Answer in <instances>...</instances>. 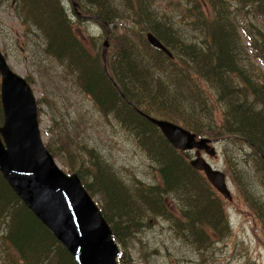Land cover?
Listing matches in <instances>:
<instances>
[{
    "label": "trees",
    "instance_id": "16d2710c",
    "mask_svg": "<svg viewBox=\"0 0 264 264\" xmlns=\"http://www.w3.org/2000/svg\"><path fill=\"white\" fill-rule=\"evenodd\" d=\"M97 1H92L94 5L89 7L94 10L100 26L113 25L117 16L102 9ZM235 2L242 9L245 5L251 13L264 20V0ZM13 4L30 33L31 56L36 60L41 83L45 80L47 84L56 86V83H52L53 74L64 82H69L66 79L69 78L100 116L106 117L110 112L138 134L145 133L147 136L150 129L160 132L143 113L171 121L199 137L228 143L236 141L238 147L252 148L250 153L256 162V169L264 172L261 158L264 157V75L259 73L257 77L253 73L252 70L258 69L249 65V55L245 50L248 46L255 47L256 42L263 47L264 31L248 24V32L244 34L249 45H244L238 33L239 22L233 19L237 8L231 11L227 0H196L192 21H184L191 23L194 31L200 32L195 38L182 33V24L174 23L167 17L165 22L158 19L153 21L151 15L145 14L146 19L140 21L145 22L143 30L160 40L171 57L152 47L140 36L142 33H123L118 43V55L111 54L105 62L92 38L95 53L76 34L59 0H14ZM200 5L208 7L205 12ZM186 10L188 12L189 8ZM74 16L83 18L75 13ZM251 33H257L258 39L254 40ZM256 58L264 65L262 55ZM47 104L51 106L49 102ZM80 106L72 104L66 109L65 106L61 107L63 110L51 109V125L45 146L55 159L66 165L64 170L67 173L77 174L92 197L97 198L95 193H100L114 200L115 204L111 207L109 202L104 205L98 200L99 207L114 238L123 245L133 223L140 226L138 219L141 217L132 208L131 212L124 211L128 208V195L132 192L135 206L142 188L135 186L131 191V186L124 185L118 176L112 174L108 165L95 159L92 154L87 155V163L82 162L77 166L75 163L74 166H67L69 163H64L58 157L59 152L67 151L69 154L75 147L80 150L87 147V143L68 140L63 133L57 137L58 142L52 137L57 135L59 113L68 115L70 111L76 118ZM89 116L84 122H90ZM65 119L69 121V118ZM60 127V130L64 129ZM140 142L146 143L143 138ZM153 142L150 141L146 148L154 155L160 181L144 186L146 193L143 191L142 196L146 198L151 211L156 212H163L164 207L166 211L167 196H173L181 203L184 201L182 214L185 223L175 224L173 228L189 233L196 248H209L213 236L220 238L227 229L220 198L215 196L203 173L190 165L187 152L174 149L162 135L160 142ZM237 174L242 175L239 171ZM245 199L262 221V200L252 190L248 191ZM0 229L1 241L16 253L22 264H77L1 175ZM124 254L122 249L116 264H131L130 260H123Z\"/></svg>",
    "mask_w": 264,
    "mask_h": 264
},
{
    "label": "rangeland",
    "instance_id": "374dc122",
    "mask_svg": "<svg viewBox=\"0 0 264 264\" xmlns=\"http://www.w3.org/2000/svg\"><path fill=\"white\" fill-rule=\"evenodd\" d=\"M72 1L75 8L72 6ZM92 1L96 0H59V3L66 9L65 14L70 17L76 34L93 53L95 50L90 39L95 41L104 62L111 54L118 55V43L122 40L123 33H142L140 36L146 41L147 31L143 30L145 22H140L142 18L146 19V15H151L153 21L158 19L165 22L167 17L174 23L182 24V33L186 37L195 38L200 33L192 29L191 23H185L194 15L196 0H98L97 4L102 6V9L105 8L106 11L117 16L114 24L106 27L100 26L94 10L89 7L94 5ZM13 3L14 0H0V51L13 71L28 78L37 99V115L43 141L46 143L49 137L51 109L57 111L63 110L61 107L64 106L66 109L72 104H81L76 118L70 111L68 115L59 113L57 135L52 137L58 142L57 137L63 133L68 140L87 143V147L83 150L75 147L69 154L67 151L61 153L58 150V157L64 163H69L67 166L75 164L77 166L82 162L87 163V155L92 154L95 159L98 158L104 165H108L112 174L118 176L124 185L131 186V191H134L135 186L142 188L135 206L132 203V192L129 193L128 208L124 210L128 213L132 208V211L134 210L135 214L141 217L138 219L140 226L133 223L125 244L121 245L125 253L123 260L126 262L130 260L131 264H264V219L262 221L258 219L255 210L245 199L248 191L252 190L264 204V172L257 171L256 162L250 153L252 148L238 147L236 141L228 143L218 140L213 143L216 155L213 157L203 155L214 168L225 174L231 199H225L214 190L215 196L220 198L227 229L220 238L213 236L209 248H196L191 242L189 233L173 228L175 224L185 223L182 214L184 201L181 203L175 197L167 196L166 211L164 207L163 212H156L151 211L146 198L142 196L143 191L146 193L144 186L160 181L154 155L146 147L150 141H154L155 144L160 142L162 134L155 129H150L147 136L145 133L138 134L134 128L123 124L119 117L116 118L110 112L106 117L100 116L98 110L92 108L90 100H87L81 89L74 86L69 78H66L69 82H64L53 74L52 83H56V86L47 84L45 80L41 83L35 65L36 60L31 56L32 39L28 37L30 33L23 25L17 7ZM227 3L231 11L237 8L233 19L238 20L240 26L238 33L242 36L243 44L248 46V38L244 34L248 32V24L264 31V20L259 15L251 13L245 5L242 9L235 0H227ZM199 7L204 12L208 8L202 5ZM187 8H189L188 12ZM75 11L80 12L83 18L77 19L74 16ZM251 35L254 40L258 39L257 33ZM103 42H106V46H103ZM103 48L105 50L102 56ZM245 50L249 55V65L258 69L252 70L253 73L257 77L259 73L264 75V65L256 58L259 55L264 58V46L260 47L256 42L255 47L248 46ZM48 102L51 106L47 104ZM87 115H92L89 116L88 123L84 122ZM65 118H69L70 122ZM60 125L64 127L63 130H60ZM142 138L145 144L140 142ZM189 154L192 155L193 152ZM69 155L71 156L68 159ZM56 162L63 170L66 168L60 160L56 159ZM238 171L242 175L237 174ZM87 181L90 182V179L88 178ZM95 194L102 204L109 202L110 207L113 205L114 200L111 197ZM123 218L124 215L121 219ZM0 264H22L16 253L10 247H5L1 239Z\"/></svg>",
    "mask_w": 264,
    "mask_h": 264
},
{
    "label": "water",
    "instance_id": "95a60500",
    "mask_svg": "<svg viewBox=\"0 0 264 264\" xmlns=\"http://www.w3.org/2000/svg\"><path fill=\"white\" fill-rule=\"evenodd\" d=\"M147 41L171 57L150 32ZM106 46V42H103ZM104 48L102 56L104 55ZM0 175L23 204L42 222L77 264H115L119 253L112 231L95 200L75 174L65 173L45 147L37 117L36 98L25 77L7 63L0 51ZM177 150H194L189 163L231 199L225 175L201 155H216L213 140L142 113Z\"/></svg>",
    "mask_w": 264,
    "mask_h": 264
},
{
    "label": "bare ground",
    "instance_id": "6f19581e",
    "mask_svg": "<svg viewBox=\"0 0 264 264\" xmlns=\"http://www.w3.org/2000/svg\"><path fill=\"white\" fill-rule=\"evenodd\" d=\"M249 199V198H248ZM250 204V203H249Z\"/></svg>",
    "mask_w": 264,
    "mask_h": 264
}]
</instances>
